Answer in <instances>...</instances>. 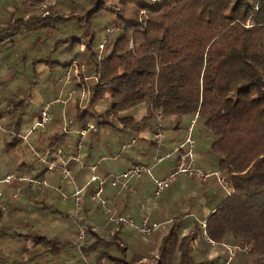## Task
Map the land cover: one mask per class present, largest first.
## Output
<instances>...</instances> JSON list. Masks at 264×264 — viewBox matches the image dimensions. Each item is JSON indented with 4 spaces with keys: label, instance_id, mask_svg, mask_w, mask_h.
Listing matches in <instances>:
<instances>
[{
    "label": "trees",
    "instance_id": "1",
    "mask_svg": "<svg viewBox=\"0 0 264 264\" xmlns=\"http://www.w3.org/2000/svg\"><path fill=\"white\" fill-rule=\"evenodd\" d=\"M43 2L0 3L4 11L0 12V52L6 55L9 69H16L15 75L19 76L14 95L8 82L0 83L8 92L4 99L0 96L4 104L1 118H6L1 123L0 154L7 155L25 141L19 130L23 116L29 114L31 90L44 75L39 66L48 70L45 74L50 76L51 85L57 78L52 73L64 74L72 66L83 68L78 76H73V84L76 89H88V106L81 109L78 101V106L70 111L75 115H69L65 137L56 133L45 141L41 137L46 133L44 128L33 139L37 145L33 153L38 161V152L41 156L49 152L50 160L56 158L58 151L80 157L83 154L81 160L76 156L79 159L67 164L76 185L83 190L82 204L77 216L69 213L70 208L61 214L72 219L74 229L69 233L75 237L62 238L59 230L40 234L30 229L26 233L32 238L30 255L26 258L28 253L6 254L0 241V264H40L42 259L47 264H64L65 260L67 264L70 248H80L88 257L92 255L90 261L94 264H150L145 262L148 259L153 264H264V0H56L42 10ZM98 101L104 104L100 111L94 108ZM140 106L148 111L138 118L135 111ZM186 116L196 120L198 132L203 133L211 147L212 155L202 158V162L209 164L214 160V171L225 177L221 186L214 180L213 172L201 171L207 174L198 180L205 203L190 201L192 212L197 215L193 222L175 217L168 231L160 233L161 219H155L158 211L154 208L149 224L157 221L159 228L149 236L144 234L149 240L137 245L128 241L135 226L133 229L109 219L104 224L99 220L94 224V209L106 213L91 198L98 184L97 180L91 181V176L109 177L113 168L107 173L105 170L114 164L104 165L102 170L106 157L97 159L93 145L83 146L82 152L81 139L68 138L69 131L78 127V131L91 129L95 134L102 128L121 129L131 134V146L138 143L135 132H141L144 148L156 149L152 156L156 166L172 156L161 154L168 151L165 134L176 135ZM40 119L38 114L35 122ZM54 123L48 121L45 127ZM57 123L58 129L63 127V120ZM158 126H165L163 132ZM194 132L195 128L192 135L190 130L186 138L176 139L180 156L173 176L179 171L194 174L189 166L192 161L197 162L194 168L198 164L194 151L199 141ZM79 135L83 138L88 133ZM185 146L189 149L185 150ZM112 156L123 167L134 161L123 171L132 164H143L134 157L120 162L118 156ZM156 157L162 160L157 162ZM184 157L190 161L187 163ZM25 164L23 160L16 166L17 177L28 175ZM76 166L85 179L90 174V181L77 178V173H73ZM46 170L55 169L46 166L39 168L36 176L31 173L36 183L16 178L11 186L20 189L19 197L3 191L9 211L4 213L0 205V240L23 235L18 231L23 225L16 215L33 195L38 194L40 203L57 212L53 208L56 204L42 198L43 186L48 185ZM211 177L214 178L207 182ZM80 180L86 183L82 186ZM165 187L166 184L158 200ZM116 189V198L121 194L133 196L137 191ZM168 203L169 200L160 209L157 202L159 212L166 211ZM112 207L116 216H130L114 202ZM80 226L87 227V239H79Z\"/></svg>",
    "mask_w": 264,
    "mask_h": 264
},
{
    "label": "rangeland",
    "instance_id": "2",
    "mask_svg": "<svg viewBox=\"0 0 264 264\" xmlns=\"http://www.w3.org/2000/svg\"><path fill=\"white\" fill-rule=\"evenodd\" d=\"M4 1V0H2ZM0 1V3L2 2ZM56 2V0H44L42 4V10L45 9L46 5H52ZM0 12L4 13L3 9L0 7ZM3 16V15H2ZM101 47V46H100ZM5 54L3 52H0V83L8 82L9 89L11 93L14 95L17 92V84L16 81L19 79V76L15 75L17 74V70L9 69L7 60H5ZM75 64V63H74ZM83 68L72 66L68 69L67 72L64 74L60 73H52L57 76L56 82L51 85V82L48 80L50 76H47L48 70L43 69V66H39V71L43 72L42 81H40L37 85H34L33 90H31L32 97L30 98V105H29V114H25L23 116V120L21 122V130H19V134L24 136L27 135V139H24L25 141H22L19 143L17 148L10 151L7 155H1L0 154V178L4 177L6 172H13L18 173L19 168L16 167H9L4 162H10V155L11 154H18L20 155L23 160L27 163L25 164V170L27 169L28 175L23 174L25 176L32 175L36 176L39 168H44L47 166V163L45 161H39L35 157L34 153L37 149L36 142L33 140L34 138H37L38 131L31 132V127L33 126L34 122L37 120L38 114L42 112L43 109L48 110L49 112V122L52 120L55 122L52 125H47L45 127L46 133L41 136L44 138L45 141H48L52 136H54L56 133H61V137H65L66 132V126L70 122L68 120L69 118L73 117L75 114L70 113L74 111V108L78 106V101L81 106V109L84 107H87L90 101V92H88V89L86 88H80L76 89L75 84H73L74 79L78 76L80 71H82ZM17 71V72H16ZM90 78H87L88 80ZM80 80V79H79ZM1 92V98L7 97V90L5 88L0 87ZM0 98V101H2ZM104 104H101L100 101L95 103V110L100 111L101 106ZM80 109V110H81ZM148 109L145 106H140L136 112V117L140 118L144 116L147 113ZM71 115V117H69ZM89 118V117H88ZM63 120V127L57 128L58 123ZM68 120V121H67ZM89 120V119H87ZM6 118L2 117L0 122L5 123ZM91 123V122H90ZM88 123V125L90 124ZM166 124V122L163 123V125ZM182 126L181 130H178L176 132V135L173 134H165L166 136V142L165 148L168 150L167 152H161L163 156L166 155V153H170L172 156L170 158H165L164 161L156 166H154L153 161V153L156 152V149H150V148H144L145 145H143L144 140L142 139L143 134L135 132V135L137 136L138 143L134 146L130 145L131 141V134H129L126 131H122L121 129H109V128H102L95 134L92 132L91 129H84L82 131H78L75 127L68 133V138L70 139H81V151H83L84 148H89L91 145H93V154L98 159L99 156L106 157L105 160H103L101 169L103 170L105 166L110 165L113 163V167H108L105 172L111 171L113 168L114 173H111L110 176H102V178H106L107 181L104 184V194L103 196L106 197L107 194H111L117 191L116 188H114L110 184V179L116 174H120L123 171V165H117L112 160V155L118 156L117 160L120 162H123L126 157H134L137 161L152 167L151 168V174H143L141 180H135L136 181V190L135 193V200L132 201V208H134V211H138L140 205H144L145 211L141 212V217L150 218V214L152 213L153 209L157 210L158 212L155 215V219L159 221L160 228L158 229L160 233L167 232L168 229L171 226V221L175 220V217L180 218H186V223L193 222V220L196 218V213L192 212V205L190 204V201L197 202L200 201V203H205V197L202 192V190L199 187V173L201 171H211L215 175V179L219 185H223L225 183V177L222 172L216 173L214 169H216L217 163H215L214 160L211 161V163H203L202 158H205L206 156H211V147H209V144L205 142V136H202L203 133L198 132L199 124L196 126V120H192L190 116H186L182 118ZM48 128V129H47ZM165 128V126H164ZM163 126L159 127L158 129L163 132L164 129ZM195 128V138L199 141L196 151H194L195 158L197 157L198 164L197 167H195L197 162L192 161L189 165L192 168V171L194 174L188 175L187 173H182V171H179V173H175L176 176H173L175 172V168L178 165L177 158L180 156L178 154L177 149L180 148V146H176L177 141L176 139H183L186 138L190 134L193 133V129ZM79 129V128H78ZM80 130V129H79ZM82 132V135L85 134V132L88 133L85 137H80L79 133ZM8 137V136H7ZM6 137V139H8ZM194 138V137H193ZM195 140V139H194ZM210 143V142H208ZM171 146H168L170 145ZM2 143L0 142V147ZM34 149V151L32 150ZM1 149V148H0ZM136 149H139L136 151ZM174 149L175 152L173 151ZM185 150L189 149V146H185ZM34 152V153H33ZM40 155V152H38ZM49 153V152H48ZM57 154V153H55ZM165 154V155H164ZM57 156V155H56ZM192 156V155H191ZM53 160V159H52ZM184 160L187 161V163L190 161L189 158H185ZM119 162V164H121ZM12 164V163H11ZM105 165V166H104ZM202 166V167H201ZM174 168V171H173ZM202 168V169H201ZM55 169V168H54ZM47 171V170H46ZM120 171V172H118ZM48 172V171H47ZM53 172H57V174H54ZM32 173V175H31ZM173 173V174H171ZM205 173V172H204ZM75 174V173H74ZM17 176V175H16ZM168 177L172 180L169 181ZM90 174H88L86 182L88 180L90 181ZM154 178H157L159 180H163L166 183L165 191L162 193V198L158 200V196H156L155 193V186H154ZM214 177H211L207 180V182L211 181ZM132 180L131 183L134 181ZM14 181V180H13ZM45 181L48 185L43 186V192L51 194L55 197L56 200L59 201L62 197H65L67 194L73 192L74 190V184L70 181L68 177L65 176L64 172H61L60 169L56 168L53 171H49L46 175ZM29 182V181H27ZM25 182L24 184H26ZM85 182V183H86ZM133 184V183H132ZM141 186V187H140ZM5 184L0 182V188H4ZM62 188V190H60ZM211 190V188H210ZM1 191V189H0ZM3 191V190H2ZM1 191V192H2ZM202 192V194H201ZM3 193V192H2ZM134 193V192H133ZM42 194V198L45 199L46 196ZM10 195V194H9ZM20 190L15 191L14 197H19ZM201 195V199H200ZM13 197V196H12ZM11 197V199H13ZM169 197V198H168ZM24 198V196H23ZM108 198V197H107ZM168 198V199H167ZM167 200H169L168 208L166 211L163 210L159 212L158 207H156V203L159 202V208H164V204H167ZM16 201L13 200V203ZM56 204V203H55ZM47 204L40 203V199L38 197V194L33 195L31 198H28L26 202H24L22 211L16 215V219L20 221V223L23 225L21 228H19V232L23 233L20 237H5L3 240H0L3 244L2 248L6 254L13 255L16 252H23L25 254V257L27 258L30 255L29 249L31 247V239L29 235H26V233L29 232V230H33V232L43 234L44 230L50 231L54 233L55 230H59L58 235H60L62 238L68 237L72 239V237H75L74 233H69L70 231L73 232V221L72 219H67V217L61 216L58 212H51L50 207ZM61 205H58L60 207ZM94 207L97 208L98 205L94 204ZM9 211V210H8ZM69 213H72V216H77L75 214L76 209L70 208ZM94 214L97 217V219L101 223H106L109 219V215L104 214L100 209L95 210ZM194 214V215H192ZM82 217V216H81ZM83 218V217H82ZM142 218V220H143ZM141 220V222H142ZM157 223V222H156ZM139 224H135V227L132 226L134 229V232L131 236L128 235V241L132 243L133 245H137L139 242L149 240L148 237L144 235V233H140V231L137 230V226ZM183 227V226H182ZM187 227V225H186ZM87 230V227H84ZM187 231V230H186ZM47 233V232H46ZM88 238V232L86 233V236L84 239ZM83 239V240H84ZM75 240V238H74ZM70 257L67 264H87L89 261V264L91 263L90 258L92 255L85 256L80 248H70ZM67 261L65 260V263ZM145 262H149L150 264H153L154 262L152 259L145 260ZM40 264H47L46 261L43 259L39 262ZM64 263V264H65Z\"/></svg>",
    "mask_w": 264,
    "mask_h": 264
},
{
    "label": "built area",
    "instance_id": "3",
    "mask_svg": "<svg viewBox=\"0 0 264 264\" xmlns=\"http://www.w3.org/2000/svg\"><path fill=\"white\" fill-rule=\"evenodd\" d=\"M3 107H4V104L2 101H0V120H1V112H2ZM48 121H49V112L46 108V109H43L42 111L41 119L35 122L33 126L31 127V132L43 130L45 128V125L48 123ZM0 129H3V127L1 126V122H0ZM19 136H21L23 139H27L26 134L24 136L22 135H19ZM188 141L193 145V141L190 138H188ZM79 146L81 147V143H79ZM39 157L42 161H45L47 163V166L49 169L56 168L57 166L56 159L50 160L49 153H45L42 156L39 155ZM57 157H62L61 152L57 153ZM71 158L78 159V157H75L74 155L70 154L68 159H71ZM161 160H162V157H156L157 162H160ZM61 167H62V171L64 172L65 176L68 177L75 186V191H74V197H75V202H76L75 214L78 215L81 209L83 190L82 188H79L76 185V181L73 175L71 174L70 169L67 167V164L64 163ZM182 170L187 171V169H182ZM143 173L151 174V167L145 164H132L128 169H126L122 173L116 174L113 177H111L109 181L113 187L119 188L120 190L132 189L131 181L139 178ZM200 176L202 178H205L207 174L200 173ZM16 178H19L20 180H27L31 183H36V181L32 179L30 176L17 177L15 173L10 172V171L5 173L4 177L0 180V182L7 184V185H11L13 184V180H15ZM96 180L98 181V184L91 198L94 201H97L104 208L105 213L109 215V221L113 223L121 222L126 225L135 226L136 223L131 216H116L117 212L112 207V204L114 202L113 199L103 196L104 191H105L104 184L106 183L107 179L99 178L96 175H92L91 181H96ZM154 181L157 185L155 193H156V196H159L160 192L162 191L166 183L163 180H159V179H154ZM13 196H15V194H13ZM0 205L2 206L3 212L7 213L8 206L5 203V196L3 195L1 191H0ZM142 211H145L144 206L142 207ZM158 228H159V224L156 222L149 224V218L147 217L143 218L141 224L137 226L138 231L148 236L151 235L153 231ZM86 233H87L86 228H84L83 226H80L79 227V239L83 240L86 236Z\"/></svg>",
    "mask_w": 264,
    "mask_h": 264
},
{
    "label": "crops",
    "instance_id": "4",
    "mask_svg": "<svg viewBox=\"0 0 264 264\" xmlns=\"http://www.w3.org/2000/svg\"><path fill=\"white\" fill-rule=\"evenodd\" d=\"M58 152H61V151H58ZM61 154H62V157H57L56 155L57 154H55V156H56V162H57V166H56V168H58V169H60L61 170V172H62V165L65 163V164H68L69 165V163L73 160L72 158L71 159H68L69 158V155L70 154H72V153H64V152H61ZM72 155H75V154H72ZM82 155L83 154H81V157H82ZM76 156H78V155H76ZM75 156V157H76ZM79 158H80V160H81V157L80 156H78ZM78 158V159H79ZM10 162L12 163H8V162H6V165L7 166H9V167H16V166H18L19 164H20V162H23V158L20 156V155H18V154H11L10 155ZM131 162H134V161H131ZM130 162V163H131ZM130 163H127V165L125 166V167H128L129 166V164ZM77 168H76V171L75 172H73V173H77V178H78V176H79V178L80 177H82V174H81V172H80V167L79 166H76ZM125 167H123V169L121 170V171H123L124 169H125ZM55 168V169H56ZM72 170V169H71ZM114 172H116V171H113L112 173H114ZM118 172H120V171H118ZM54 174H57V172H53ZM47 175V174H46ZM76 175V174H75ZM82 178H84V180H87V176H86V179H85V177H82ZM84 180H80L79 182H81V184H82V186L85 184V181ZM136 181H137V179H136ZM136 181L134 180L131 184H132V191H133V189L135 190L136 189ZM16 183V182H15ZM20 184V183H19ZM21 185V184H20ZM79 185V184H78ZM82 186H80V187H82ZM141 187V186H140ZM5 189H3V188H0L1 189V191L3 190L4 192H6L9 196H13V194H15V191L17 190L16 189V187L13 185V186H11V185H7V184H5V187H4ZM18 190H20L19 188H18ZM60 190H62V188L60 189ZM130 190V191H131ZM2 191V192H3ZM74 191H75V186H74V190H73V192L71 193V191H70V193L69 194H67L65 197H62L61 199H59V201L58 200H56L55 199V197L54 196H52V195H46V199H47V201H49V202H52V203H56V205L53 207L54 209H56V211L58 212V213H60V214H63V212L68 208H74V210H75V207H76V202H75V197H74ZM122 196H120V197H118V198H116V197H114V193H111V194H107V196L106 197H108V198H111V199H113V201H114V203L116 204V207L120 210V211H122L124 214H128V215H130L133 219H134V221H135V223L137 224H139L140 222H141V220H142V218L143 217H141V212H142V207L144 206V205H140V207H139V209H138V211H134V208H132V201H134L135 200V195H127V194H121ZM58 205H61L60 207H58ZM145 207V206H144ZM146 208V207H145ZM54 209H51V210H54ZM73 213V212H72ZM71 213V214H72ZM206 213H208V211H206ZM150 216H152V213L150 214ZM92 222L94 223V224H98V219H97V217L96 216H93L92 217ZM155 222H157V221H155ZM126 227H129V225H127ZM56 232H58V230H55V232L54 233H56Z\"/></svg>",
    "mask_w": 264,
    "mask_h": 264
}]
</instances>
